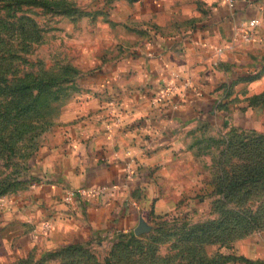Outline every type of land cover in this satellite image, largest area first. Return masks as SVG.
<instances>
[{
    "label": "crops",
    "instance_id": "obj_1",
    "mask_svg": "<svg viewBox=\"0 0 264 264\" xmlns=\"http://www.w3.org/2000/svg\"><path fill=\"white\" fill-rule=\"evenodd\" d=\"M113 4L97 23L122 46L113 43L109 57L87 64L88 92L73 99L56 140L29 161L27 192L0 206L1 263L35 245L59 247L147 225L148 213L166 206L156 182L176 175L175 152L189 127L202 120L245 130L264 125V96L253 100L264 91V0ZM252 17L260 23L246 37L236 28ZM169 79L179 84L172 98L178 104L153 102ZM102 184L109 189L99 197L63 200L67 188ZM46 219L52 225L43 232Z\"/></svg>",
    "mask_w": 264,
    "mask_h": 264
},
{
    "label": "rangeland",
    "instance_id": "obj_2",
    "mask_svg": "<svg viewBox=\"0 0 264 264\" xmlns=\"http://www.w3.org/2000/svg\"><path fill=\"white\" fill-rule=\"evenodd\" d=\"M114 1L0 0V206L27 192L29 161L56 140L73 99L88 92V65L109 57L113 43L122 46L97 23ZM262 133L264 125L197 122L182 134L176 175L156 182L165 208L149 212L142 229L60 248L35 245L0 264H264V216L245 227L225 213L264 209V178H252ZM198 223L206 227L190 232Z\"/></svg>",
    "mask_w": 264,
    "mask_h": 264
},
{
    "label": "built area",
    "instance_id": "obj_3",
    "mask_svg": "<svg viewBox=\"0 0 264 264\" xmlns=\"http://www.w3.org/2000/svg\"><path fill=\"white\" fill-rule=\"evenodd\" d=\"M260 20L257 17H252L248 19L246 22H240L237 25V30L239 32L245 33L246 37H250L254 31V28L259 25ZM220 51L221 48H218ZM184 86L188 85V80H184L182 82ZM179 84L176 80H164L158 87V90L152 93V100L153 102H165L171 104L172 106H176L178 103L173 101V95L178 92ZM109 189V185L102 184V185H80L77 187L67 188L63 194L64 201H70L73 199L74 196H80L82 198L88 197H99L102 193ZM52 225V221L50 219H46L42 222V231L47 232Z\"/></svg>",
    "mask_w": 264,
    "mask_h": 264
},
{
    "label": "trees",
    "instance_id": "obj_4",
    "mask_svg": "<svg viewBox=\"0 0 264 264\" xmlns=\"http://www.w3.org/2000/svg\"><path fill=\"white\" fill-rule=\"evenodd\" d=\"M261 72H262V70L258 71V72H255V73H253L251 75H248L247 77L248 78L257 77L258 75H260ZM253 100H255V99H253ZM259 138H261V139L256 144L258 146H260V147H263L264 146V133L259 134ZM261 160H262L261 163L258 166H256L257 170L255 171V167L253 168L252 176L253 175L254 176L252 178H264V153L261 156ZM225 213H228L230 216H233L234 217L233 221H236L238 219V217H239L241 220H243V222L245 224V227H247V226L258 227L260 225L259 222H258L259 221L258 219L260 217L264 216V209L263 210L260 209V211L256 210L254 212H241L238 209L230 208ZM205 227H206L205 223H198L196 225L194 224V226H192L189 229V231L190 232H192L193 230H199L200 231V229H204ZM122 233H124V232H122ZM78 243H83V242H78ZM71 244H75V243H70V244H66V245H71ZM66 245H63V246H66ZM60 247L61 246H59V248Z\"/></svg>",
    "mask_w": 264,
    "mask_h": 264
},
{
    "label": "water",
    "instance_id": "obj_5",
    "mask_svg": "<svg viewBox=\"0 0 264 264\" xmlns=\"http://www.w3.org/2000/svg\"><path fill=\"white\" fill-rule=\"evenodd\" d=\"M145 225V224H144ZM141 227H143V226H140V227H138V228H135L134 229V231L136 232V231H139L140 229H142Z\"/></svg>",
    "mask_w": 264,
    "mask_h": 264
}]
</instances>
